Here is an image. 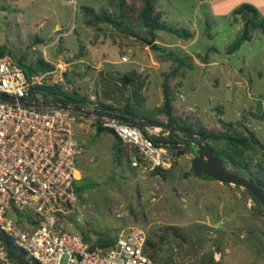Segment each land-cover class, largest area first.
Returning a JSON list of instances; mask_svg holds the SVG:
<instances>
[{
  "label": "rangeland",
  "instance_id": "rangeland-1",
  "mask_svg": "<svg viewBox=\"0 0 264 264\" xmlns=\"http://www.w3.org/2000/svg\"><path fill=\"white\" fill-rule=\"evenodd\" d=\"M152 1L151 16L160 13L168 26L187 29L191 36L148 33L137 18L142 0H0V48L6 47L25 64L35 65L38 58L61 64L67 85L83 93L92 83L98 91L96 102L115 110L128 103L137 115L165 124V114L154 110L162 106L165 88L178 127L187 123L196 133L197 126L219 133L224 129L221 118L264 144V32L251 30L250 39L229 52L242 31L239 13L219 14L201 0ZM120 4L124 15L115 24L87 22L90 15L84 7L114 17ZM63 89L65 85L59 90ZM95 127L91 125L85 141L95 160L76 161V166L87 163L94 169V182L81 177L75 211L57 216L66 231L114 239L136 227L152 240L161 235L155 257L164 264H264L263 215L243 187L195 174L193 145L180 143L177 152L171 151L164 178L144 168L142 160L141 167L131 166L135 153L123 143L120 164L116 156L112 161L106 149L113 140L108 133H95ZM158 130L160 136L171 132L159 126ZM221 162L228 172L246 177L224 159ZM250 170L256 172L253 165ZM30 215L28 210L21 212L23 221Z\"/></svg>",
  "mask_w": 264,
  "mask_h": 264
},
{
  "label": "built area",
  "instance_id": "built-area-1",
  "mask_svg": "<svg viewBox=\"0 0 264 264\" xmlns=\"http://www.w3.org/2000/svg\"><path fill=\"white\" fill-rule=\"evenodd\" d=\"M51 65L44 72L26 73L11 56H0V94L12 100H0V264H162L146 251L147 235L140 228L131 227L111 244L97 246L95 238L66 231L57 220L75 211L79 196L76 157L82 145L75 122L112 131L133 149V167H141L142 160L149 171L167 169L172 150L149 138L159 135L155 127L145 128V134L109 116L105 108L98 109L92 83L81 93L86 99L77 104L82 112L72 109L73 102L62 108L63 103L45 98L48 91H38L37 86H52L58 97L63 85L65 93L72 89L66 86L61 64ZM22 210L31 212L26 221Z\"/></svg>",
  "mask_w": 264,
  "mask_h": 264
},
{
  "label": "trees",
  "instance_id": "trees-1",
  "mask_svg": "<svg viewBox=\"0 0 264 264\" xmlns=\"http://www.w3.org/2000/svg\"><path fill=\"white\" fill-rule=\"evenodd\" d=\"M142 2H143L142 7L139 13L137 14V18L138 21H140V23L147 28L148 33L153 34L154 30H163L166 32L174 33L175 35H177L179 38L182 39H186L187 37L191 36V33L187 29L184 28L176 29L172 26H168L167 23H165L163 20L160 19L161 17L160 13H156L155 15L151 16V12L154 7V2L152 0H142ZM83 10L86 14L90 15V21L88 20L87 22L92 23L94 25H97L100 22H109L115 24L116 18L124 15L123 10L121 9V4L119 5V12L117 13L118 16L114 15V17H110L106 13H99V14L94 13L92 11V8L90 7H84ZM233 13L235 14L239 13L242 16L243 24H242L241 34L231 43L228 50L229 52L236 51L239 48L241 42L249 40L250 39L249 32L251 30L260 28L264 32V20L259 16L256 9L252 5L248 3H242L233 10ZM151 47L153 49L159 48V46L155 42L151 43ZM2 55L11 56L13 61L18 66H20L26 73H29L30 71H37L42 69L49 70L52 68L51 63L45 62L42 58H38L35 65L25 64L22 58H16L14 54L4 46L0 48V56ZM125 78L127 79V81H130L129 77H125ZM123 85L125 84L123 83ZM37 90L48 91L47 94H44L45 98H49L54 100L55 102H61L64 104L73 102L74 104L77 105L82 103L86 99V97H84L82 94H79L74 89H71L70 93H65L63 92L64 90H59L61 95L60 97L55 96V94L52 93L53 91H55V89L52 86H48V85L37 86ZM98 104H99L98 106L108 107V105H104L102 102H99ZM127 105L128 103L123 104V107L121 109L136 114L131 108H128ZM154 110L155 112H161L165 114L167 118L166 124L181 126L177 122V119L172 115L171 100L168 98V93L167 90H165V88H163L162 106H160L159 108H155ZM261 118H264V112L261 115ZM218 120H220V123L224 128L223 131L219 133L213 132L211 130H207L205 128H202L201 126H197V132L202 135V139L213 141L215 144L213 148H211L208 144H206V146L209 147L213 151V153L220 158V160L224 159L231 167H234L238 172L239 171L245 172L246 174L245 178H247L251 182L258 184L260 187L264 189V167H263L264 144L259 143L258 139L253 135L252 132L245 134L239 131L238 129L236 130L234 128V123L232 121L226 122L223 121L221 118H218ZM182 126L187 130L190 131L193 130V127L190 124L184 123L182 124ZM102 130H106V129L96 126V131H102ZM173 133L172 132L167 133L165 136L151 135L149 136V138L154 142V144H157L158 142L167 143L168 147L172 151H176L180 149L179 147L180 145L178 144L187 142L186 145H188V143L190 142V140L186 135L183 134L184 137L181 138ZM180 135L182 136V134ZM182 146L185 147V145ZM253 158H255L254 163L251 162ZM251 165L254 166L256 172L253 173L250 170ZM151 172L152 174L158 173L160 176L165 178L166 173H168V169L166 170L156 167ZM259 172L260 174L263 175L262 176L259 175ZM82 186L83 183L77 182L76 191L80 192ZM249 196L254 203L255 210L264 217V208L256 200L255 197H253L251 194H249ZM82 237L86 240L90 239V237H85L84 235H82ZM161 239H162L161 235H157L155 240H152L149 237L146 238V247H147L146 251L148 252L150 257L156 259L155 254L159 250V244L161 242ZM112 242H113L112 238H103L99 235L95 239L94 243L97 246H106L108 244H111ZM157 261L161 262L159 260ZM20 264H23V262L20 261Z\"/></svg>",
  "mask_w": 264,
  "mask_h": 264
},
{
  "label": "water",
  "instance_id": "water-1",
  "mask_svg": "<svg viewBox=\"0 0 264 264\" xmlns=\"http://www.w3.org/2000/svg\"><path fill=\"white\" fill-rule=\"evenodd\" d=\"M202 62L206 63L207 61L202 59ZM0 100L12 101L7 96L1 94H0ZM60 107L67 108L68 105L61 104ZM72 109L74 111L82 112V109L78 105L73 106ZM98 109L102 110L101 107H98ZM107 111L109 112V116L118 118L119 120H122L125 123L133 124L137 127L150 128V127L159 126V128L162 127L164 129H168V131L171 132L177 131L179 133L186 135L190 140L188 145H193L194 150L197 153V156L192 161V165H191L192 171L195 174L205 175L213 180L219 181L224 184H233L239 187H243L249 194L255 197L256 200L264 208V189L260 187L258 184L249 181L247 178L243 176L228 172V170H226V168L223 166L220 158L217 155H215L213 151L203 143L204 141L202 139L201 134L174 125L159 124L155 121H152L151 119H141L138 116L127 112L117 113L110 109H107ZM85 113L89 114V111H85ZM94 113L96 115L101 114V112H97V111Z\"/></svg>",
  "mask_w": 264,
  "mask_h": 264
},
{
  "label": "crops",
  "instance_id": "crops-1",
  "mask_svg": "<svg viewBox=\"0 0 264 264\" xmlns=\"http://www.w3.org/2000/svg\"><path fill=\"white\" fill-rule=\"evenodd\" d=\"M201 1H206L208 2V4L211 5L212 8H214L215 6V10L216 12H219V14H224V13H228L229 11H232L238 7L239 5H241L242 3H248L250 5H252L257 13L259 14V16L264 20V0H201ZM65 2H67V0H65ZM228 4V5H227ZM242 22V20H241ZM64 77H65V74H64ZM66 86H71V85H67ZM72 89L73 86H71ZM62 89V88H61ZM67 88L65 87V89H63L64 91H68L66 90ZM141 90V89H140ZM142 91V90H141ZM168 91V90H167ZM79 94H81L82 92L80 91H77ZM163 93V92H162ZM105 97V96H103ZM162 97H163V94H162ZM107 100L110 101V99L107 98ZM99 102V101H98ZM101 102V101H100ZM163 102V101H162ZM104 105H106V102H103ZM97 105H99L97 102H96ZM109 104V103H108ZM98 107H101V108H105L103 106H98ZM120 107V106H118ZM107 109H110L112 111H115L117 113H123V112H127V113H130L128 111H124L122 110L121 108H117L116 110L113 109V108H110V107H106ZM105 108V109H106ZM262 108H264V105H262ZM106 109V110H107ZM133 114V113H131ZM133 115H136L138 116L139 118L141 119H147V118H142L141 116L137 115V114H133ZM151 119V118H149ZM167 120V118H166ZM78 126L75 125L74 123V132H75V136L77 137V139L80 141L81 145H82V152L81 154H79L77 157H76V161L78 159H81L82 161L84 162H93L95 160L93 154H91L90 152V149H88L87 147V143L85 142L89 136L91 135V132H90V128H91V125H88L87 123L85 122H81V123H76ZM166 124V123H165ZM87 129V130H85ZM95 130H96V127H95ZM88 131V133H87ZM108 133L109 136H111L112 140H113V143L111 142L110 144V147H109V150L106 149V154H110L111 153V156H112V161L114 159V157L116 156V159H117V164L119 165L121 161H119V159H122L121 157H123L124 154V151L122 150V143L120 142V140L112 133V131L110 132L109 130H102V131H95V133ZM166 133H163L162 136H165ZM174 152V151H172ZM177 152V151H175ZM179 154V153H177ZM173 155V154H172ZM87 163L83 164L82 166H77V176L79 177V180L81 177H84L86 178V180L89 179V181H93L92 177H93V172H91L92 170L94 169H88L87 168ZM77 164V163H76ZM79 167V168H78ZM117 167V166H116ZM116 169V168H115ZM168 171L170 169L167 168ZM166 169V170H167ZM155 175H159L158 173H155ZM78 180V181H79ZM94 182V181H93ZM101 181H99L100 183ZM79 183H84V182H79ZM103 183V182H102ZM81 192V191H80Z\"/></svg>",
  "mask_w": 264,
  "mask_h": 264
},
{
  "label": "bare ground",
  "instance_id": "bare-ground-1",
  "mask_svg": "<svg viewBox=\"0 0 264 264\" xmlns=\"http://www.w3.org/2000/svg\"><path fill=\"white\" fill-rule=\"evenodd\" d=\"M154 129H155V130H158V127H155Z\"/></svg>",
  "mask_w": 264,
  "mask_h": 264
},
{
  "label": "clouds",
  "instance_id": "clouds-1",
  "mask_svg": "<svg viewBox=\"0 0 264 264\" xmlns=\"http://www.w3.org/2000/svg\"><path fill=\"white\" fill-rule=\"evenodd\" d=\"M64 104V103H63ZM140 128V127H139ZM167 134V133H166ZM78 182V181H77Z\"/></svg>",
  "mask_w": 264,
  "mask_h": 264
},
{
  "label": "flooded vegetation",
  "instance_id": "flooded-vegetation-1",
  "mask_svg": "<svg viewBox=\"0 0 264 264\" xmlns=\"http://www.w3.org/2000/svg\"><path fill=\"white\" fill-rule=\"evenodd\" d=\"M196 158V157H195Z\"/></svg>",
  "mask_w": 264,
  "mask_h": 264
}]
</instances>
